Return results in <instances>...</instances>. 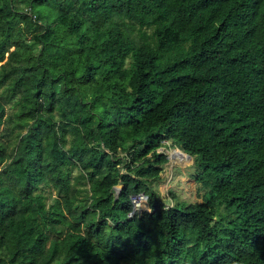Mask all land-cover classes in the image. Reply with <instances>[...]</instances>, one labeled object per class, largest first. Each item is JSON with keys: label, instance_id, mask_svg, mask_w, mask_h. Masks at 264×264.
Here are the masks:
<instances>
[{"label": "trees", "instance_id": "1", "mask_svg": "<svg viewBox=\"0 0 264 264\" xmlns=\"http://www.w3.org/2000/svg\"><path fill=\"white\" fill-rule=\"evenodd\" d=\"M0 264H264V0H0Z\"/></svg>", "mask_w": 264, "mask_h": 264}, {"label": "rangeland", "instance_id": "2", "mask_svg": "<svg viewBox=\"0 0 264 264\" xmlns=\"http://www.w3.org/2000/svg\"><path fill=\"white\" fill-rule=\"evenodd\" d=\"M35 4L36 8H41L38 6L39 1L38 3L35 2ZM47 10L49 9L45 6L43 12L48 14ZM158 151L165 152L169 156V161L164 163L161 179L157 182L161 193L166 197H170V191L175 190L180 199H186L188 201L202 200L198 191V183L188 173V170L193 167L194 157L172 144H168L167 147L161 146L158 148ZM120 187L121 185L114 187L116 193H118ZM134 201H136V198ZM148 207L146 201V203L144 202L142 204L141 208L147 209Z\"/></svg>", "mask_w": 264, "mask_h": 264}, {"label": "built area", "instance_id": "3", "mask_svg": "<svg viewBox=\"0 0 264 264\" xmlns=\"http://www.w3.org/2000/svg\"><path fill=\"white\" fill-rule=\"evenodd\" d=\"M135 198H136V201H134ZM133 201H134V210L132 211V213H136L135 211H138L142 207V204L145 202V195H140V197L136 195L133 197Z\"/></svg>", "mask_w": 264, "mask_h": 264}, {"label": "clouds", "instance_id": "4", "mask_svg": "<svg viewBox=\"0 0 264 264\" xmlns=\"http://www.w3.org/2000/svg\"><path fill=\"white\" fill-rule=\"evenodd\" d=\"M168 144H171L169 141H167L166 142V144L165 145H163V146H165V147H167V145ZM176 147H179V146H177L176 145ZM175 148V147H174ZM180 148V147H179ZM181 149V148H180ZM183 150V149H182ZM184 151V150H183ZM184 152H186V151H184ZM186 153H188V152H186ZM189 154V153H188ZM192 156V155H191ZM169 157V156H168ZM171 160V159H170ZM169 161V160H168ZM122 187V186H121ZM118 194V193H117ZM140 195H145V203H146V201H148V195L146 194V193H141V194H139V195H137V196H140ZM147 204H148V202H147ZM170 204H173V202H170ZM149 206V205H148ZM147 209H149V207L147 208ZM142 210H145V209H142V208H140L138 211H142Z\"/></svg>", "mask_w": 264, "mask_h": 264}, {"label": "water", "instance_id": "5", "mask_svg": "<svg viewBox=\"0 0 264 264\" xmlns=\"http://www.w3.org/2000/svg\"><path fill=\"white\" fill-rule=\"evenodd\" d=\"M189 154H190V153H189ZM190 155H191V154H190ZM121 188H122V187H120L119 191L121 190ZM119 191H118V193H119Z\"/></svg>", "mask_w": 264, "mask_h": 264}, {"label": "bare ground", "instance_id": "6", "mask_svg": "<svg viewBox=\"0 0 264 264\" xmlns=\"http://www.w3.org/2000/svg\"><path fill=\"white\" fill-rule=\"evenodd\" d=\"M143 201H144V200H143ZM143 201H142V202H143Z\"/></svg>", "mask_w": 264, "mask_h": 264}]
</instances>
